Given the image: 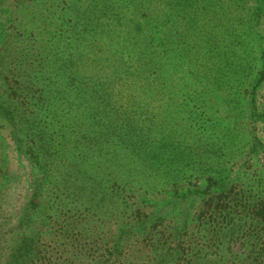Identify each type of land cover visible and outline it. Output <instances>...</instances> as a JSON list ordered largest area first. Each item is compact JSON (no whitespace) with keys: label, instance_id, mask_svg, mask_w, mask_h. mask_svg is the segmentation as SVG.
<instances>
[{"label":"trees","instance_id":"obj_1","mask_svg":"<svg viewBox=\"0 0 264 264\" xmlns=\"http://www.w3.org/2000/svg\"><path fill=\"white\" fill-rule=\"evenodd\" d=\"M191 1L0 11V122L20 167L0 147V264H264V177L237 163L260 154L264 170V140L224 117L226 104L201 112L232 92L242 60L209 47L212 75H181L173 13L184 20ZM235 1L222 0L225 23ZM263 84L264 60L252 118Z\"/></svg>","mask_w":264,"mask_h":264},{"label":"rangeland","instance_id":"obj_2","mask_svg":"<svg viewBox=\"0 0 264 264\" xmlns=\"http://www.w3.org/2000/svg\"><path fill=\"white\" fill-rule=\"evenodd\" d=\"M22 1L0 0V11H11L17 4H21ZM191 2L193 3L185 8L187 9V14L184 20L180 19V15L177 12L173 13L175 47H179L181 51L185 50L186 52L185 59L187 64L184 65V73L181 75L189 81H193L196 76V72L193 71L196 70L200 72L203 81L206 80V76L212 75L204 67L208 66V64L212 67L219 59L215 55H208L207 48L209 47H214L216 50L228 54L233 64H239L240 60H242L241 66H243L241 69L242 75L235 74L240 79L231 83L232 92L230 93V87L225 89L222 86L225 93L221 92L222 89H220V92H214L216 94L209 98L208 107L201 108L204 122L215 113L218 114V106L221 103L223 105L226 104L227 109L222 112L224 117L228 118L229 121H233V125H246L249 131L254 129L256 135L264 140V84L258 90L256 97L260 116L253 118L250 116L252 113L250 108L252 96L250 92L263 68L264 60V2L260 0H236L234 3H230L231 12L226 23L223 21L222 16V0H193ZM227 5L229 7L228 1ZM241 7L242 10L240 11ZM225 35H228V37H225ZM162 39L163 35L160 36L156 44L159 48L167 45V43L161 44ZM154 41H156V38H154ZM212 86L216 88L215 85ZM176 126L178 128L185 127L184 123L182 126ZM162 128H160L161 131ZM180 137V134L175 135L174 133L173 144L176 147L177 145L181 147L179 142L182 145L185 143L180 140ZM210 145V141L203 143L205 154L209 151ZM0 147L9 155L11 169L15 172H20L19 164L16 163V155L12 149L10 128L5 121L0 122ZM260 157V154L253 157L244 152L237 163L242 166L246 161H249L247 164L248 168L244 169V172L264 177L263 162ZM225 168L227 169L226 173H228L229 165L224 166ZM195 177L198 178L196 189L206 183H202L205 181L202 176L195 175L192 176V179ZM191 181L196 185L194 180ZM200 183L202 184L200 185ZM185 188L182 186L180 189L185 190Z\"/></svg>","mask_w":264,"mask_h":264}]
</instances>
